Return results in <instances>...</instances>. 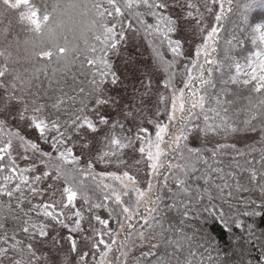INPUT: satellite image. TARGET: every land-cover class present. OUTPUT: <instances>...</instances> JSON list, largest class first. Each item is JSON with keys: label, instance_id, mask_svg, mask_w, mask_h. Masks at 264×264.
I'll return each mask as SVG.
<instances>
[{"label": "snow or ice", "instance_id": "obj_1", "mask_svg": "<svg viewBox=\"0 0 264 264\" xmlns=\"http://www.w3.org/2000/svg\"><path fill=\"white\" fill-rule=\"evenodd\" d=\"M216 0H213L215 3ZM264 6V0H253ZM187 7L186 18L196 19L197 25L200 24L199 7L186 0L185 4H179V0L170 3L169 0H93L91 6L81 5L75 0H68L66 4H61L60 0H0V24L9 15L16 17V22L22 26L21 31L26 33L24 44L30 46L25 48L29 53L28 59L33 62V70L29 73L28 69L22 74L15 68L9 67L11 52L5 55L7 48L11 47L12 42L19 43V35L12 32V20H8L7 26L0 30V39L5 42V47L0 48V57L3 62L0 63V90L3 95L0 97V174H4L0 181V197H7L10 214L13 220H19L20 223L12 228V234L9 236L7 228V216L0 215V264H73V255L76 256L75 264H88L86 257L87 251H81L80 245L76 239L69 236L68 250L62 251L60 241L51 236V230L59 225L68 229L70 232H79L82 230L84 222V207L87 206L89 219L99 225H90L92 235L84 237L83 243L87 246L91 244L93 250L103 245L104 250L100 252L101 260L99 264H105L104 257L111 251L113 245L117 243L119 231L110 228V220L115 217L119 230L125 231V240L121 242V248H127L131 239L133 229L131 221L134 216L139 215V209L144 207L147 215L143 216L144 225L149 229L154 228L153 221L160 212L159 205L162 201L161 195L155 190L156 186L149 179L147 187L139 186L137 177L131 174L132 168H138L141 163L146 166L147 175L156 177L160 175L162 168L166 169L164 176L165 186L171 179L174 181L176 191L172 193L170 199L172 204L167 207L172 208L179 205L183 211L182 216L187 218L193 206L199 203L204 196L211 200L213 197L209 188L201 190L199 187L193 189L188 183L189 178L194 173L200 171L199 165H206L207 170L202 172L205 184H209L208 177L212 172H219L220 169L212 168L209 165V158L205 151L189 146V140H207L209 135L225 136L241 131L240 125L229 119L227 116L228 107L234 103L228 100L230 94L229 84L240 83V74L242 66L233 56L234 48L237 45L242 46V41L232 34V38L225 41L223 59L218 63L217 59H209V53L204 52V64L198 65L199 75L193 76V68L197 65L193 62L192 68H186L187 79L184 80L183 88L177 89L173 80L177 73L172 71L168 79L164 82V88L171 92L170 104L168 99L161 94L159 96V106L155 112L145 117V109L142 107H133L125 105L120 107L118 103L108 95L107 83L116 85L119 82V76L113 70L110 62V55L119 56L121 45L128 39V32H139L143 30L147 35L158 39L163 45L165 42L175 57L181 55V39H173V34L179 35L181 17L173 18L171 14H166L174 7ZM204 7L207 11H212L205 0ZM194 9L197 15L194 17ZM221 9L223 5L221 4ZM91 13V19L86 29H79L77 34L76 16H87ZM152 22H149L148 18ZM221 19L220 15L216 20ZM135 22V25L133 24ZM247 22L246 17L241 18V24ZM241 24L237 25L239 31H244ZM264 25L257 26L254 31H261ZM203 32L204 29H201ZM217 28L213 27L207 36L204 37L205 49L209 47L208 41L215 38ZM87 33H91L92 43H89ZM11 36V40H9ZM60 37L63 42H60ZM71 37V38H70ZM261 41H264V32H261ZM82 40L84 47L81 48L77 41ZM235 41V45L233 44ZM216 48H212L215 53ZM156 59L162 63L163 57L154 49ZM200 55V51L196 53ZM260 56L258 68L249 62L251 68L249 78L243 79L244 85L255 82L253 92L264 96V55ZM83 56L81 68H86L82 73L87 79L77 81L75 77L71 84L61 83L56 80L58 70L67 69L76 60ZM36 64H42L43 67H36ZM57 65L61 68L52 67L51 74L48 71V65ZM205 64L214 65V68L207 70V78L204 76ZM235 68V74H232V68ZM174 68L173 62H167V69ZM220 73V89L215 96V107L208 108L207 97L208 88H216L213 82V73ZM48 80L49 86L44 90L43 96L40 94L39 81L40 74ZM248 75V74H245ZM90 77V78H89ZM198 81L200 87L192 90V85ZM55 84V87L53 85ZM151 82L147 88L150 90ZM65 88L69 91H65ZM33 89H36L35 91ZM185 89L189 92L186 94ZM149 94L145 91L141 94V104H144V96ZM45 101V102H42ZM13 103L21 105L13 114ZM261 108L259 116L252 114L243 124L251 128L253 122L261 119L262 130H264V99L259 102ZM109 105H115L118 108L117 117H112L104 109ZM196 109L203 114V124H195L193 117L196 115ZM208 112L213 113L209 116ZM224 115H221V113ZM63 114V115H61ZM161 115H166L168 123L159 119ZM26 122L28 126L34 129L38 134V139L48 143L51 138V148L58 153V158L65 165H72L71 168H64L57 165L55 175L48 171H43L41 175L29 176L26 173L35 171V165L21 168L17 164V157L28 160V153L38 154V158L49 157L50 153L42 150L40 144L32 139L21 135L19 131H12L9 128L8 118ZM146 120V123H145ZM132 121V126L126 128V123ZM147 125H153L154 136L150 135V129ZM133 128L135 131H133ZM14 142L17 148H14ZM72 142V147H69ZM102 145V147H97ZM79 146L80 155H75V149ZM17 149H22L19 152ZM127 150H132L133 155L127 159ZM264 152V149H261ZM15 153V155H14ZM136 153L139 154L137 158ZM212 159L217 155V148L211 149ZM171 154L172 158L169 159ZM88 156L84 167H80L84 157ZM43 162V160H41ZM100 162L108 165L115 164L116 167L124 170L120 175L116 173H102L97 187L102 185L104 189L103 201L94 202L90 190L85 186L80 177L92 175L94 163ZM264 163V157H262ZM47 167V165H45ZM6 173V174H5ZM107 175L113 181H118V186L104 183L103 176ZM257 172L251 171V180L255 181ZM261 182L259 183L260 192L264 194V171L260 173ZM201 177H195L200 179ZM51 179L53 183L47 185L46 189L40 188V183ZM95 180L96 177L93 176ZM14 181H18L14 183ZM62 181L63 186L57 188L56 185ZM230 187L216 185V189L221 200H224V188ZM241 185L237 184V190ZM247 190V189H245ZM59 193V195H57ZM229 192L228 196H232ZM131 196L134 199L125 201L123 197ZM35 197H51V199H41L38 204H33ZM15 199V208L23 214V218L11 213V201ZM78 200L83 202L80 207L77 206ZM108 201H112L114 207H109ZM30 205L28 211H24L25 203ZM148 205H152L148 207ZM5 207L0 204V209ZM104 208L108 212V218H102L94 214L95 209ZM36 213L33 219L31 213ZM255 213H245V215ZM225 213L223 210L219 213L223 219ZM185 220H181L183 225ZM226 226H227V222ZM157 225H162L156 221ZM237 226L239 222L237 221ZM17 231L22 232L28 239L25 244L23 240L17 239ZM178 233H182V228H177ZM140 239L145 238V233L140 231ZM108 236L111 243L105 241ZM37 237L41 241L47 242L51 237V249L54 254L47 256H37L34 241ZM182 239H191V237L181 236ZM11 241V243H10ZM169 245L175 244L172 253H165L157 259L156 264H192V261L180 259L179 253L183 246L179 240L169 241ZM58 245H60L58 247ZM128 251H123L122 255L128 256ZM194 253L189 250V256Z\"/></svg>", "mask_w": 264, "mask_h": 264}, {"label": "trees", "instance_id": "obj_2", "mask_svg": "<svg viewBox=\"0 0 264 264\" xmlns=\"http://www.w3.org/2000/svg\"><path fill=\"white\" fill-rule=\"evenodd\" d=\"M38 3L39 0H36ZM52 2V0H50ZM68 0H60L61 4H66ZM76 3L85 5L90 8L93 0H75ZM227 8L221 15V19L217 23V34L215 37L214 48L217 49L211 59H217L218 63L223 59L224 48L226 47L225 41L232 38V34H235L242 46L237 45L234 48L233 56L238 63L241 64L242 70L248 66L255 52L259 51L261 39L260 32H264V28L261 31H254L257 26L264 25V6H261L258 2L254 3L253 0H226ZM246 17L247 22L241 24V18ZM12 20V32L19 35V43L12 42L11 47L7 48L5 55L11 52V58L9 60V67L15 68L22 74L25 69L29 70V73L33 70V62L28 59L29 53L25 51L26 46L24 44L25 36L27 35L21 31L22 26L16 22V17L9 15L7 19L3 20L0 24V30H2L8 24V20ZM91 19V13L87 16H76L77 34L79 29H86L89 20ZM149 22H152L151 18H148ZM135 25V22L133 21ZM241 24L244 31H239L237 25ZM140 36L146 45L152 59L159 67L160 71L164 75V82L168 79V76L172 71H175L177 75L173 80V84L177 89L183 88L184 80L187 79L186 68H192L193 62L197 67L193 68V76L199 75L198 65L204 64V57L197 56L195 58H184L181 55L175 57L174 54L168 48L165 42L161 45L160 41L153 36L147 35L143 30L139 31ZM89 43H92L91 33H87ZM71 38V37H70ZM175 39V34H173ZM11 40V36H9ZM60 42H63V38L60 37ZM77 43L81 48L84 47L83 41L79 40ZM235 41L233 44L235 45ZM5 47V42L0 39V48ZM154 49H158L163 57L164 63L156 59V53ZM168 53V56L165 55ZM84 57L81 56L79 60H76L67 69L58 70L56 74V80L61 83H72L73 77L77 81L84 80V86L87 88V79L82 73L86 72V68H81V62ZM111 64L112 54L109 57ZM3 62V58L0 57V63ZM167 62H173L174 68L172 70L167 69ZM36 67H43L42 64H36ZM52 67L61 68L55 64L48 65V71L51 74ZM214 65L205 64L204 76L207 78L209 68H214ZM232 74H235V68L231 70ZM90 78V77H89ZM246 76L240 74V83L235 85L229 84L230 94L227 96L228 100L234 101L233 104L227 105V116L230 120L237 122L241 131L225 136L209 135L208 139L212 140L210 143H202L199 145L193 144L189 140V146L198 148L205 151L206 157L209 158V165L212 168L220 169L219 172H212L208 177L210 183L205 184V180L202 176V172L207 170L206 165H199L200 171H197L189 178L188 183L193 189L199 187L201 190L207 187L211 191L212 199L208 196H204L202 200L195 204L190 211L187 218L182 216L183 209L176 205L172 208L167 205L172 204L173 200L170 199L172 193L169 192V188L176 191V186L173 180H169L165 186L164 176L167 174L166 169L162 168L160 175H158L155 181V190L162 197V201L159 205L160 212L154 214L156 221H159L162 225L156 224L153 221L154 228L149 229L144 225L143 216L147 215L143 210H139V215L134 216L131 221L133 229L128 230L132 232L131 239L128 242L127 248H121V242L125 240L126 232L119 230V225L115 217H112L110 222L112 223L113 230L119 231L116 245H113L108 255L103 258L105 264H156L159 257L164 254L172 253L175 244L169 245V241L179 240L183 246L182 252L179 253L180 259L183 262L186 258L192 261V264H264V194L260 192L259 183L261 182L260 173L264 171V163H262V157H264V130H262L261 119H257L253 122L251 128L246 127L243 124L245 119H248L250 115L256 114L259 116L260 100L264 99L261 96L252 91L255 82L249 85L242 83ZM220 73H213V82L216 84V88H208L207 107H215V96L219 91L220 85ZM34 83L40 84V94L43 96L44 90L48 88L49 82L44 77L43 73L40 74L39 81ZM55 87V84L53 85ZM199 82L196 81L192 85V90L199 88ZM34 91L36 89H33ZM65 91L69 89L65 88ZM1 93L2 90H0ZM189 92L185 89V93ZM170 96L171 92L169 91ZM42 102H45L42 100ZM21 107V105H20ZM196 115L193 117L195 124H203V114L199 109H196ZM63 115V114H61ZM211 117L213 113L208 112ZM221 115H224L222 112ZM245 139L243 143L236 144L233 141ZM215 140L216 142H213ZM217 148V155L212 159L211 149ZM171 154L169 159L172 158ZM47 164V168L51 173L55 174V168L60 165L64 168H71V165H65L60 159L49 156L43 157ZM255 169L257 172L256 180H251V171ZM6 174V173H5ZM4 174H0V181H2ZM93 176L96 179H93ZM195 177H201L195 179ZM104 183L113 184L118 186V183L109 180L105 176L102 177ZM83 180L85 186L90 190L92 199L94 202L100 203L103 201L104 189L102 185L97 187L101 179V174L92 171V175L80 177ZM62 182V181H61ZM241 185V188L237 190V184ZM229 185L230 187L224 188V200L219 198L216 185ZM247 189V190H245ZM233 192L232 196H228L229 192ZM125 201L134 199L131 196L123 197ZM109 207H114L112 201L107 202ZM0 204L4 205L2 201ZM0 209V215L7 216V228L8 233H12V228L20 223L19 220H13L10 214V210L7 205H4ZM87 207V206H86ZM223 210L225 213L223 219L220 218L219 213ZM11 213H15L23 218V214L15 208V205H11ZM105 213L108 216V212L104 208L94 210V214L99 215ZM245 213H255L245 215ZM185 220L183 225L180 224L181 220ZM237 221L239 226H237ZM227 222V226L226 223ZM177 228H182L183 232L178 233ZM140 231L145 233V238L140 239L137 235ZM22 232L17 231V235H22ZM191 237V239H182L181 236ZM105 241L111 243L108 236L104 237ZM104 250L103 245L99 249L94 250V257L88 261V264H99L101 260L100 252ZM189 250L194 255L189 256ZM123 251H128V256L122 255Z\"/></svg>", "mask_w": 264, "mask_h": 264}, {"label": "rangeland", "instance_id": "obj_3", "mask_svg": "<svg viewBox=\"0 0 264 264\" xmlns=\"http://www.w3.org/2000/svg\"><path fill=\"white\" fill-rule=\"evenodd\" d=\"M170 3H174L175 0H169ZM193 3H195L199 7V15L202 17L200 19V24L197 25L196 19L194 18H186L187 12L190 10L186 6L185 7H179V6H174L172 7L168 13L166 14H171L173 18L176 16H180L181 23H180V32L179 35L177 36L175 34V39L179 38L181 39V53L184 56V58H195L198 56L197 50L200 51V55L204 57V52L207 50L209 53V59L212 58L213 52L212 48H214V43H215V38L213 40L208 41L209 47L205 49L204 46V37L207 36L208 32L211 31L213 27L217 28V23L218 21L216 20L217 15H222L223 12L226 10L227 6L226 5V0H216L215 3H213V0H207V5L212 9V11H207L206 8L204 7L205 0H192ZM179 4H185L186 5V0H179ZM221 4L223 5V9H221ZM193 11L194 17L197 15L194 9H191ZM201 29H204L202 32ZM217 34V33H216ZM215 34V37H216ZM261 34V32H260ZM260 50L255 52L251 59V63L253 66L257 67L259 66L260 62V56L257 54L264 55V41H261L260 44ZM165 55L168 56V53L165 52ZM112 66L113 70L117 73L119 76V82L116 85H112L110 83V78L109 82L107 83V90H108V95H110L120 107H124L125 105H130L133 107H142L145 109V117L148 115L152 114L155 112L156 108L159 106L161 109H163L162 105H159V96L163 94L167 99L170 104V93L168 90L164 88V75L160 71L159 67L156 65L154 60L152 59L146 45L144 44L140 33L138 32H128V39L125 43L121 45V50L119 56L112 54ZM251 73V68L248 66L245 67L242 71L241 74L243 76H246L249 78ZM248 74V75H245ZM149 81L151 82V87L150 90L147 88L149 85ZM145 91H148L149 94L147 96H144L143 99L145 101L144 104H141V94L144 93ZM3 93L0 92V97H2ZM20 108V105L13 103L12 106V112L15 114L17 109ZM118 108H116L115 105H109L107 106L104 111H106L108 114H110L112 117H117L118 113ZM161 121L164 123H168L166 115H161L159 117ZM8 123H9V128L12 131H19L21 135H24L26 138L32 139L36 142H38L42 148V150L49 152L50 156L58 158V153L56 151H53L51 148V138L49 137L48 143H44L43 141H40L38 139L39 134L32 128L28 126L26 122H21L19 120H13L11 117L8 118ZM146 123V120H145ZM132 126V121H128L126 123V128ZM148 128L150 129V135L154 136V127L153 125H147ZM133 131L135 129L133 128ZM193 144L199 145L202 143H210L212 140L207 139L205 140H191ZM245 141V139H240V140H235L233 141L236 144H241ZM213 142H216L213 140ZM17 143L14 142V148H17ZM69 147H72V142H69L68 144ZM97 147H102V145H97ZM19 152H22V149H17ZM75 155H80V148L79 146L76 147L75 149ZM15 155V153H14ZM133 155L132 150H127V157L126 159L130 156ZM28 156L30 159L24 160L20 159L17 157V164L21 168L25 167H31L32 165H35V171L26 173V175L29 176H34V175H41L43 171H48V168L45 167L46 162L43 160L41 162L42 158H38L37 155H33L31 152L28 153ZM137 158H139V154L136 153ZM59 159V158H58ZM89 159L88 156L84 157V160L81 162L80 167H84L86 161ZM62 161V160H61ZM63 162V161H62ZM72 166V165H71ZM123 168H117L115 164L108 165L105 163H100L96 162L94 163V167L92 171L98 172L100 174L102 173H109L113 172L116 173L117 175H120L121 172L123 171ZM131 174L135 175L137 177V180L139 181V186L142 188L147 187V182L149 179L152 180V183L155 185V181L158 176L156 177H149L147 175V169L146 166L141 163V165L138 166V168H132ZM51 173V172H50ZM52 175H55L54 173H51ZM106 178H109V180H112L110 177L107 175H104ZM113 181V180H112ZM18 181H14V183ZM119 184L118 181H114ZM53 183L51 179L44 180L40 183V188L41 189H46L47 185ZM63 186V183L60 182L59 184L56 185L57 188H61ZM59 195V193H57ZM41 199H51V197H35L32 199L33 204H38ZM0 201L4 205H9V200L7 197H0ZM16 201L13 199L11 201V205H15ZM83 205V202L78 200L77 206L80 207ZM152 205H148V207H151ZM24 211H28L30 205L26 202L24 205ZM84 207V222L82 224V230L79 232H70L66 228H62L59 225H56L54 229L51 230V236H55L59 241L60 245H62V251L67 252L68 250V237L71 236L74 239H76L77 243L81 247V251H87L89 254L86 257L87 260H90L94 257V250L91 248V244L89 243L87 246L84 245L83 240L84 237L86 236H91L92 231L90 228V225H95L97 229H99V225H96L95 221H92L89 219V213L87 212V207ZM144 212H146V209L144 207L140 208ZM139 209V210H140ZM147 213V212H146ZM102 218H108L107 214L101 213L99 214ZM31 216L33 219L36 218V213L32 212ZM110 228L113 229L112 223L110 222ZM9 236H11L12 233H8ZM17 239L23 240L26 243H28L27 237L22 234V235H17ZM11 243V241H10ZM35 244V250L37 256H47L50 254H54V250L51 249V237L47 242H43L40 240L39 237H37V240L34 241ZM58 245V247L60 246ZM101 246V245H100ZM99 246V248H100ZM98 248V249H99ZM96 250V249H95ZM105 258V257H104ZM73 264H75L76 256L73 255ZM108 259V258H107ZM106 259V261H107ZM105 261V262H106ZM5 264H7V261H5ZM41 264H43V261H41Z\"/></svg>", "mask_w": 264, "mask_h": 264}]
</instances>
